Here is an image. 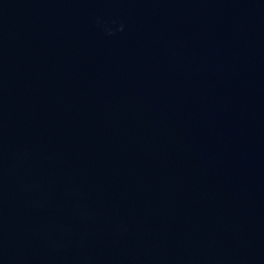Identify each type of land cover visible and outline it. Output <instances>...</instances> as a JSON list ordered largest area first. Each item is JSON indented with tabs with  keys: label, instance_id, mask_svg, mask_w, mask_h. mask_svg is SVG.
Listing matches in <instances>:
<instances>
[{
	"label": "water",
	"instance_id": "water-1",
	"mask_svg": "<svg viewBox=\"0 0 264 264\" xmlns=\"http://www.w3.org/2000/svg\"><path fill=\"white\" fill-rule=\"evenodd\" d=\"M0 264H264V0H0Z\"/></svg>",
	"mask_w": 264,
	"mask_h": 264
}]
</instances>
